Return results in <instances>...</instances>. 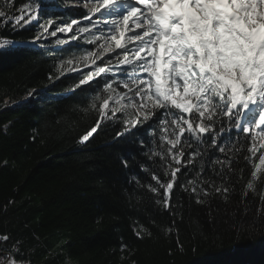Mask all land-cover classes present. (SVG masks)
<instances>
[{"label": "trees", "instance_id": "1", "mask_svg": "<svg viewBox=\"0 0 264 264\" xmlns=\"http://www.w3.org/2000/svg\"><path fill=\"white\" fill-rule=\"evenodd\" d=\"M28 2L0 0V11L11 15ZM39 3L43 5L39 23L14 30L11 24L5 26L7 17L0 19V40L16 42L11 49L0 45V258L11 254L18 264H264V229L259 224L247 228L261 207L264 182H258L255 193L247 191L244 196L254 170L244 157L259 163L264 154L260 139L252 157L250 137L230 127L226 117L221 119L229 130L219 141L232 149L226 154L212 144L209 134H203L207 143L203 139L197 143L185 131L182 141L192 147L183 145V174H177L179 184H174V208L164 210L147 188L156 185L152 174L166 181L168 165L176 166L165 150L170 147L167 139L161 140L163 109L153 110L159 119L154 116L119 138L116 133L123 129L124 115L117 112L102 122L89 141L79 142L100 119L90 104L106 81L113 82L118 92L133 94L116 83L131 71L119 64L123 50L110 63L106 60L111 56L99 58V49L94 50L97 38L109 34L103 21L111 17L99 14L92 22L81 7H67L60 0ZM48 19L53 24L43 33L40 24ZM74 19L77 24L65 36H50L57 25L63 26L61 21ZM82 27L89 31L79 32ZM88 52L95 54V61L87 68L79 58ZM99 67L106 71L95 75ZM87 73L93 74L90 83L75 88ZM33 90L36 95L28 97ZM136 103H141L139 97ZM143 103L150 107L151 100L145 98ZM106 111L112 115L110 106ZM167 123L166 131L171 133L175 126L170 119ZM228 157L231 162L224 164ZM205 179L215 186L226 185L228 200L214 187L200 183L211 195L208 203L198 204L191 187L187 191L181 187L189 180ZM241 222L244 229L239 228ZM141 226L151 236L141 232L143 238H138ZM168 228L171 231L166 233Z\"/></svg>", "mask_w": 264, "mask_h": 264}, {"label": "snow or ice", "instance_id": "2", "mask_svg": "<svg viewBox=\"0 0 264 264\" xmlns=\"http://www.w3.org/2000/svg\"><path fill=\"white\" fill-rule=\"evenodd\" d=\"M33 4L36 5L35 8L32 7ZM42 7L39 0H29L18 12L11 15L0 11V19L7 17L5 26L11 24L14 30L23 28L33 21L39 23ZM84 7L89 6L85 3ZM96 13H100L101 17H114L103 21L104 27L109 30L114 40V47L108 43L104 51L123 49L124 58L119 60V64L129 66L131 71L127 73V79L116 83L122 84L133 94L129 96L127 93L118 92L113 82L106 81L103 91L97 93L90 104L92 109L98 110L100 119L80 137V143L89 141L102 122L112 119L117 112L124 115L121 121L123 129L116 133L119 138L149 122L154 116L159 119L153 110L163 109L165 117L161 122L165 125V135L161 136V140L167 139L170 147L165 150L172 156L176 166L168 165L164 175L168 177L170 172V178L166 181H161L157 174H152L151 179L156 181V185L148 184L147 188L156 195V204L166 211H172L174 208L171 201L174 184H179L177 174L181 173L183 167L180 161V157L185 156L183 145L192 147L187 140L182 141L181 134L185 131L194 137L197 143L202 141L203 134H209L212 144L226 154L232 149L219 142L221 134L229 130L221 119L226 117L230 127L250 137L252 143L248 152L252 157H255L257 152V138L261 141L260 148H264V0H97L92 3L89 15L85 18L88 19ZM52 24L51 19L46 20L45 24H40L43 33H48V26ZM61 24L62 27L57 25L56 30L49 34L56 36L57 32H67L77 21H61ZM78 31L83 33L89 29L82 27ZM126 31H131V35L126 36ZM40 35L38 34L36 39H40ZM117 35L120 38H116ZM75 38L73 36V39ZM129 42L134 44L131 49L126 46ZM0 45L11 49L15 47L16 42L3 39L0 40ZM79 59L86 62L89 56ZM63 63L64 61H61V65ZM68 63L71 64L72 61L69 60ZM105 71V67H99L95 75ZM92 78L93 74L87 73L74 87L89 84ZM35 95V90L28 93V97ZM137 97L141 101L139 104L136 103ZM146 97L151 100L150 107L143 103ZM110 102L113 105L111 116L106 111ZM170 107L179 112H172ZM132 109L137 111L133 112ZM186 113H191V116L185 117ZM139 116L143 119H139ZM169 119L171 125L175 126L171 133L166 131ZM203 142L207 143V140L203 139ZM177 145L182 147L178 148ZM235 154L236 152H233V156ZM164 159H167V156ZM244 159L251 163L254 169L246 184V197L247 191L255 193L258 182H264V154L259 156V163H255L249 156ZM186 160L187 163H192L191 158L186 157ZM231 160L232 157H228L224 164H229ZM229 171H233V168L229 167ZM200 183L214 187L223 199L228 200L224 193L228 192L229 188L226 185L215 186L214 181L210 183L207 179L199 182L189 180L181 187L185 191L191 187L192 193L197 196L196 202L206 204V198L211 193L200 188ZM200 196L205 199H200ZM259 199L261 207L247 225L249 229H255L258 224L264 229V193L260 194ZM241 202H244L243 198ZM247 211L246 207L245 214ZM239 228H245L243 222ZM165 231L167 233L171 228ZM141 232L151 236V233L141 226L140 231H136L138 238H143ZM8 239L9 237H4L5 242ZM177 245L183 252V245L178 239ZM124 248L126 246L122 245V250ZM0 264L18 262L11 258L10 254L7 259L0 258ZM132 264H135V261Z\"/></svg>", "mask_w": 264, "mask_h": 264}, {"label": "rangeland", "instance_id": "3", "mask_svg": "<svg viewBox=\"0 0 264 264\" xmlns=\"http://www.w3.org/2000/svg\"><path fill=\"white\" fill-rule=\"evenodd\" d=\"M61 3L64 5V6H67V7H81L87 14H89V8L91 7L92 3H96L97 1L95 0H60ZM87 3L88 4V8H85L84 7V4ZM34 6V4L32 5V7ZM103 11V10H102ZM100 13H96L94 15H91L88 19L92 20V22H95L96 21V18L97 16L99 15ZM111 17V19H113L114 17L112 16H109ZM86 19V20H88ZM109 19V20H111ZM41 24H44V23H41ZM136 31H139V29H135ZM67 34V32H57V35L56 37H58L59 35H63L65 36ZM126 36L128 35H131V31H126ZM51 36V35H50ZM53 37V36H51ZM116 38H120L118 35ZM98 40L96 41V43L94 44V50L96 49H99V58H105L106 56H111L108 60H106L107 62H109V60H114L116 59L118 56H120L121 54V51L123 49H114V51L112 52H105L104 51V48L107 47V44L108 43H111L114 47V40L111 38L110 34H102L101 36H99L97 38ZM129 49H131L134 44L133 42H129L127 45H126ZM94 53L90 54V52H88L87 54H85L84 56H89V59L85 62L83 59H81V63L86 66L87 68L92 66L94 63L93 61L94 60ZM131 55V53L129 54ZM141 55H144L143 53H141ZM83 56V57H84ZM147 100H150L148 97H146V101ZM123 103V101H122ZM112 102H110V108L112 109ZM179 111V110H178ZM188 114V113H186ZM186 126V124H184ZM236 131H238L237 129H235Z\"/></svg>", "mask_w": 264, "mask_h": 264}]
</instances>
